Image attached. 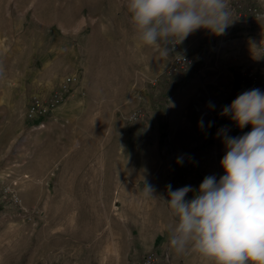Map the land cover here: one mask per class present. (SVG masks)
Returning a JSON list of instances; mask_svg holds the SVG:
<instances>
[{
  "label": "rangeland",
  "instance_id": "obj_1",
  "mask_svg": "<svg viewBox=\"0 0 264 264\" xmlns=\"http://www.w3.org/2000/svg\"><path fill=\"white\" fill-rule=\"evenodd\" d=\"M230 7L223 35L194 31L164 59L139 41L127 0H0V264H140L158 246V264H212L168 246L160 197L201 168L224 174L215 145L230 119L218 115L247 91L244 68L264 92V0ZM70 75V123L42 130L51 111L36 128L30 96L46 102ZM202 155L215 161L195 168ZM99 160L105 186L92 192L84 176Z\"/></svg>",
  "mask_w": 264,
  "mask_h": 264
},
{
  "label": "clouds",
  "instance_id": "obj_2",
  "mask_svg": "<svg viewBox=\"0 0 264 264\" xmlns=\"http://www.w3.org/2000/svg\"><path fill=\"white\" fill-rule=\"evenodd\" d=\"M127 11L139 41L164 59L194 31L220 36L233 21L230 0H127ZM257 47L251 46L252 55ZM175 56L184 61L182 54ZM208 106L215 108L212 102ZM220 115L230 117L238 129L251 130L238 137L227 135V128L218 131L225 148L219 179L206 176L195 191L191 185L166 186L167 199H160L173 218L168 246L177 253L198 252L212 264H264V92L241 93ZM198 127H204L203 118ZM144 189L156 198L146 181Z\"/></svg>",
  "mask_w": 264,
  "mask_h": 264
},
{
  "label": "built area",
  "instance_id": "obj_3",
  "mask_svg": "<svg viewBox=\"0 0 264 264\" xmlns=\"http://www.w3.org/2000/svg\"><path fill=\"white\" fill-rule=\"evenodd\" d=\"M177 60L179 61V59ZM242 71L244 75L243 77H246L245 80H247L249 84V86L247 87V91L254 88H258V86L256 85L255 74L249 71L248 68H244ZM77 82L78 78L76 76H67L62 82H60L57 88L50 93V96L46 102L39 100V96L32 94L30 96L29 104L26 109V119H40V122L38 123V125H35V127L40 128L41 126H43L42 121L45 118H48L50 112L73 92L74 85ZM138 117V113L133 112L132 115L127 118V120L130 122L137 121ZM219 128H227L229 132L233 133L237 137L249 132L250 129V127L248 126L238 129L232 121L229 123H221L219 125ZM160 258H162L160 253L150 251L143 257L140 264H158V261L161 260Z\"/></svg>",
  "mask_w": 264,
  "mask_h": 264
},
{
  "label": "crops",
  "instance_id": "obj_4",
  "mask_svg": "<svg viewBox=\"0 0 264 264\" xmlns=\"http://www.w3.org/2000/svg\"><path fill=\"white\" fill-rule=\"evenodd\" d=\"M98 32H104V31H101L99 30ZM71 76V75H70ZM78 84H80V79H78V82L74 85V87L78 86ZM237 97V96H236ZM235 97V98H236ZM233 101V100H232ZM231 101V102H232ZM231 102L229 103V105L231 104ZM65 102L63 103H60L58 104L53 110H52V114H51V117L49 118L47 124L45 125V128H43L42 130H45V131H49L50 128H52L53 125H61V124H65V125H68L70 122L69 120L67 119H64L63 118V110H60L64 105ZM65 108V106H64ZM65 116V115H64ZM68 116V115H66ZM69 117V116H68ZM67 117V118H68ZM218 117H227L230 119V117L228 116H221L220 114L218 115ZM231 122V119L229 121H227L226 123H229ZM219 124L221 123H225V121L223 122V119L222 121H219L218 122ZM33 129V128H32ZM31 129V130H32ZM35 130V129H34ZM251 129H249L250 131ZM227 134L230 135L231 132L227 131ZM231 136V135H230ZM221 137V136H220ZM222 139V138H220ZM219 137H218V141L220 140ZM76 146H78V144H76ZM217 147H220V146H223L222 142L221 144L217 142V144L215 145ZM213 158H208L204 155L200 156V157H197L195 159V162H194V166L195 168H200L202 165H207V164H213ZM215 161V160H214ZM102 161L98 162V167H94V166H91L92 167V170L88 172V174L86 176H84V181L88 180L89 184H86V188L89 190V191H96L97 189H100V188H103L105 186V181H106V177H105V174L102 170V165H101ZM103 164V163H102ZM102 170V171H101ZM206 176H209L206 172H204L203 168H201V170H199V173H193L192 175H188L187 177L185 176L183 181H181L182 183V186L181 187H184L186 185H191L192 188H193V191H195L198 187H199V184L202 182V180L206 177ZM216 177V175H214ZM217 178V177H216ZM166 190V188L164 189ZM193 196V193L190 192L186 195L185 199L186 200H191ZM169 214H170V220H171V223H172V215H171V212L169 211ZM166 236H169V233L168 235ZM155 245L154 242H152V246ZM157 250H153L154 252H161L160 250V247H156ZM152 251V250H150Z\"/></svg>",
  "mask_w": 264,
  "mask_h": 264
},
{
  "label": "trees",
  "instance_id": "obj_5",
  "mask_svg": "<svg viewBox=\"0 0 264 264\" xmlns=\"http://www.w3.org/2000/svg\"><path fill=\"white\" fill-rule=\"evenodd\" d=\"M188 64H182L181 62H178L177 67H181V66H187Z\"/></svg>",
  "mask_w": 264,
  "mask_h": 264
}]
</instances>
